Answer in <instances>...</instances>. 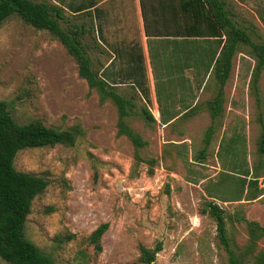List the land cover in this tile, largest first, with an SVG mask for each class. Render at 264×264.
<instances>
[{
  "label": "rangeland",
  "instance_id": "rangeland-1",
  "mask_svg": "<svg viewBox=\"0 0 264 264\" xmlns=\"http://www.w3.org/2000/svg\"><path fill=\"white\" fill-rule=\"evenodd\" d=\"M34 1L67 5V0ZM228 4L237 25L254 42H264V28L255 15L233 0ZM63 11L62 27L81 22V14ZM255 12L261 16L260 8ZM83 41L90 46L93 66L99 71L96 35H85ZM256 61L248 46L241 45L235 53L222 112L202 160L198 154L211 123L206 102L215 95L214 78L212 74L203 77L202 70L195 68L169 76L163 64L156 62L153 84L164 108L180 115L184 105L197 106L162 124L144 79L142 96L138 92L126 96L134 103L127 121L147 141L138 150L142 161H137L128 139L116 134L115 103L100 101L98 92L78 76L75 61L61 43L19 16L6 18L0 25V101L8 103L19 124L39 119L46 126L79 125L83 130L72 147L56 144L16 154L17 170L48 181L44 192L32 201L23 228L26 237L52 264H144L139 259L140 245L152 249L157 243L162 248L152 264H229L216 221L203 208L212 202L222 210L229 246L236 253L248 238L246 224L238 222L236 214L264 227V155L257 152L260 111L264 122V69L258 82L259 106L250 87ZM142 107L150 110L156 122L142 118ZM235 135L239 141L234 158L226 143ZM243 169L250 170L247 179L255 172L259 175L262 196L255 200H234ZM224 170L233 174L220 183L219 173ZM102 223L108 224L106 231L98 244H91L89 235ZM258 248L264 249V239Z\"/></svg>",
  "mask_w": 264,
  "mask_h": 264
},
{
  "label": "trees",
  "instance_id": "trees-1",
  "mask_svg": "<svg viewBox=\"0 0 264 264\" xmlns=\"http://www.w3.org/2000/svg\"><path fill=\"white\" fill-rule=\"evenodd\" d=\"M165 6L164 0L154 2L151 5L154 15L151 19L153 28L149 30L148 25H145L152 69L154 70L156 62L159 65L163 64L165 74L171 76L182 73L187 68H195L197 71L202 70L203 77L212 74L215 82V95L206 102L211 123L205 130L204 146L198 154L199 159L202 160L216 131L224 102V86L232 70L233 57L241 45L248 46L257 59L250 87L260 106L262 99L258 82L264 69V42H254L247 30L237 25L225 0H179L177 3L172 1L175 9L171 17L166 14ZM158 7L160 9H156ZM176 7H180V11ZM63 10L61 5L47 1L0 0V25L9 16L16 15L36 29L47 30L57 39L75 61L78 76L98 92L100 101L110 99L115 103L118 114L116 134L128 139L134 149L135 158L137 161H142L138 156V150L145 147L147 141L127 121L128 116L133 113L134 103L131 98L118 94L113 83L105 80L94 68L89 52L90 46L83 41L85 33L81 25L67 23L66 27L61 26L60 21L64 20ZM155 89L159 100L156 84ZM196 106L197 104L184 105V111L180 115L160 110V122L166 124L176 120L177 115L179 118L189 114L196 109ZM7 107L8 103L1 100L0 261L9 264H52L50 258L26 237L23 230L25 220L31 212L33 199L44 192L48 181L41 175L17 170L14 166V158L20 150L26 148L56 144L72 147L78 137L83 135V130L79 125L69 129H58L46 126L39 119L19 124L13 119ZM141 116L147 123L156 122L147 107L141 108ZM259 120L257 152L259 155H264L262 111ZM238 141L239 136L235 135L226 143V148L231 149L234 158L238 150ZM249 173V169L241 170L239 189L234 200L252 201L262 196L261 188L258 187V173L255 172L251 179H247ZM232 174L233 170L222 171L219 173L218 182H225ZM244 190H246L245 194ZM261 200L264 202V195ZM206 211L216 221L218 239L229 253V264H245L246 260H249L250 264H264V249L258 248L259 241L264 239V227L259 222L247 220L241 214L235 215L238 222H245L248 235L245 246L236 253L229 246L222 210L216 204L209 202L203 208V212ZM107 227V223L96 227L88 237L89 242L98 244ZM161 248L160 243L152 249L140 245V261L144 264H152Z\"/></svg>",
  "mask_w": 264,
  "mask_h": 264
},
{
  "label": "crops",
  "instance_id": "crops-1",
  "mask_svg": "<svg viewBox=\"0 0 264 264\" xmlns=\"http://www.w3.org/2000/svg\"><path fill=\"white\" fill-rule=\"evenodd\" d=\"M157 1L67 0V5L65 7L61 6L74 16L81 14L79 24L85 35H96L99 43L97 52L99 75L108 82L113 83L114 87H119L117 88L118 91L115 89L118 94L130 96L134 92H138L141 95L142 81L144 82L145 79L149 83V87L147 86L149 88V99H151L152 106L156 107L160 122V110L170 113L178 112L174 109L164 108L161 98L157 100L155 84H153L145 25H148L149 30L153 28L151 19L154 18V15L151 5L154 2L157 3ZM172 1L179 2V0H164L166 5L164 9H166L168 17L172 16L175 9L172 6ZM225 1L230 9L232 3L229 5L228 0ZM233 1L243 10L253 13L257 24L264 28V0ZM259 8L261 16L255 12ZM78 9H81L80 12H76ZM176 9L180 11V7H176ZM128 86H133L130 89L128 88L131 91L129 95L126 92L128 89H125ZM158 95L160 96L159 89Z\"/></svg>",
  "mask_w": 264,
  "mask_h": 264
}]
</instances>
